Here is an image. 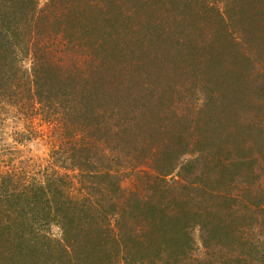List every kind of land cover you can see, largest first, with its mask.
<instances>
[{"label": "trees", "instance_id": "16d2710c", "mask_svg": "<svg viewBox=\"0 0 264 264\" xmlns=\"http://www.w3.org/2000/svg\"><path fill=\"white\" fill-rule=\"evenodd\" d=\"M104 1L108 4L105 11L98 6ZM31 2L0 0V109L12 106L23 115L28 107L39 105L55 114L60 112L57 104L61 107L68 102L69 106L61 108L63 113H69L71 125L83 126L91 136L110 138L118 145L141 137L144 144L134 148L133 156L136 160L146 158L154 174L149 175L148 182L153 190L145 200L141 191L124 189L111 171L85 169L87 159L93 157L87 154L86 158L80 150L70 159L71 166L79 172L77 181L68 174L51 171L21 189H10L7 180L0 182L6 189H0V250L6 248L5 254L9 255L17 254V248L23 257L19 264H116L119 255L121 261L127 262L133 257L135 260L136 254L147 256L150 246L163 252L166 241L170 255H176L177 260L187 256L193 241L188 231L192 220L195 224L199 218L209 223L200 213L195 194L206 195L215 188L198 174L178 173L181 182L189 176L193 178L179 191L177 186H167V175L177 167L181 156L199 153L196 163L213 172L209 175L211 184L228 188L235 176L230 167L251 164L250 158L244 156L248 144L220 145L214 142L213 133L231 125L235 131L224 132L227 137L241 134L237 127L247 114L246 104L264 85L263 80H246L245 76L242 80L244 74L234 69L241 67L245 72L250 70L245 69L248 66L254 68L259 48L264 49V0H189L192 12H184V17L191 21L201 18L206 23L213 17L216 28L224 34L206 42L199 54L189 57L183 67L189 79L185 76L183 82V73L178 69L155 76L152 69L146 70L152 61L167 68L169 57L165 59V54L170 53L175 42L170 33L175 34L173 28L180 27L183 20H169L168 13L171 8L181 13V2L167 0L145 9L148 4H141V0H54L57 13L50 19L47 15L37 16L36 11H24ZM221 2L225 5L220 6ZM21 16L26 20V31L19 24ZM234 21L243 23L244 29H230ZM55 27L65 35L63 46L50 50L49 46L42 47L41 41L32 43L37 36L50 39ZM156 31L170 32L167 37L157 33L154 40ZM243 35L246 43L232 40ZM58 49L64 53L58 54ZM15 50L18 56H13ZM28 54L34 58L33 65L23 69ZM81 55L86 57L84 65H79ZM67 61L73 66L66 67ZM207 77L223 91L206 84L209 99L204 106L189 102L184 107L190 99L185 95L188 88L184 83L193 85L194 78L206 82ZM55 81V86L47 84ZM224 99H232L241 108L223 106ZM207 106L212 110H206ZM216 110L217 116L205 117L207 111ZM247 173L250 174L245 172L243 178ZM258 199L250 207L264 212V202ZM261 218L263 222L264 215ZM222 219L218 217L216 224L224 222ZM233 225L219 230L231 242V246L221 245L236 252L240 241L232 240L237 231L244 233L246 227ZM53 226L60 227L61 236L51 233ZM144 227L143 234H135ZM161 227L165 237L153 234V229ZM146 232L150 234L143 241ZM260 246L254 241L249 251ZM261 251L264 262V247ZM246 253L241 256L252 264L257 255L248 257ZM229 257L230 264H234L232 257L236 256L230 253Z\"/></svg>", "mask_w": 264, "mask_h": 264}, {"label": "rangeland", "instance_id": "374dc122", "mask_svg": "<svg viewBox=\"0 0 264 264\" xmlns=\"http://www.w3.org/2000/svg\"><path fill=\"white\" fill-rule=\"evenodd\" d=\"M26 1L32 2L28 3L29 6H27L24 11H36L37 16L47 15V19L52 18L57 13V11H55L56 3L54 0ZM169 1L171 3L181 2V13L171 8L168 16L169 20L176 17L183 19L180 21L182 25L180 27H172L175 30V34L171 32L170 39L175 40V42L170 53L168 52L165 54V59L169 57L167 61V68L163 67L162 69V65L160 64L161 62L156 66V61H152L150 62L151 65L146 70L152 69L153 72L151 73L155 76L162 74V72L164 73L165 70L173 72L178 69L180 73H183L181 75L183 76V82L185 76L187 77V71H185L183 67L186 62H189V57L199 54L198 52L203 50L206 42L213 41L216 36L224 33H221L220 29L216 28L217 20H215V18L213 19V17L212 20L207 23L201 18L197 21H191L184 17L182 15L184 12L191 11L189 0ZM164 2L167 3V0H141V4H148L145 9L156 7ZM222 5H225V2H221L220 6ZM98 6L100 9L105 11L108 4L106 1L98 2ZM25 22V18L23 17L22 19L21 16L19 24L25 27L24 30L26 31L27 27ZM13 26L14 24H12V27ZM230 26V29L241 30L243 28V23L240 24L234 21ZM165 27H167V24ZM58 29L59 28L55 27L51 30L50 33L52 37L50 39L42 40V38L46 35L38 37L36 34L35 36L41 40L35 38L32 40V43H39L41 41L42 47L49 46L50 50L55 49L57 46H63L62 40L65 35ZM165 29L167 30V28ZM169 32L170 31H156L154 40H156L157 33L160 34V37H167ZM160 37L159 40L161 39ZM66 38L69 39L68 37ZM232 40L242 43H246L247 41L246 36L244 37V35L239 38H233ZM238 50L240 51L241 49L238 48ZM259 50L260 55L254 58V68L248 66L245 69L250 70L245 72L244 69H240L241 67L234 68L238 72H242L244 74L241 75L242 80H245V78L246 80L254 78L257 81L263 80L264 83V49H262L261 46ZM56 52L58 54L64 53L63 51L60 53V49ZM18 53V51L14 52L13 56H18ZM23 54L24 53H21L20 55ZM78 59L79 65H84L83 62H85L86 59L85 55H81ZM33 61V56L28 54V59L25 60L26 66L24 67L22 63L23 69H30L33 65ZM231 61H233V59H231ZM64 65L66 67L73 66L68 61L64 63ZM211 81L212 79L207 77L206 82L204 80H197L194 78L192 82L193 85H191V83H184V87L188 88L185 91V95L190 98L187 103L183 104L184 107L187 106L189 102H192L193 105L200 106V108L204 106L206 99H209L207 97V92L205 91L207 86L206 84H208L209 88L223 91L221 87L215 86ZM68 82L69 81H66L65 85ZM56 83L57 81H55L54 84L47 82L50 86H55L57 85ZM242 83L244 84V82ZM259 88H261L259 93L251 101L247 102L246 106H248V109L245 108L247 114H245V118L237 127L241 134H235L234 136L229 135L227 137V134L224 132L229 134L230 132L235 131V128L233 129L231 125L229 127L228 125H224L219 128V132L213 133V137L215 138L214 142L220 145H226L228 147L238 145L242 147L248 144L247 147L249 148L245 151V155H243L250 158L249 162L251 164L245 165L244 167H230L233 169L232 172H235L233 183L230 184L231 186L226 188V186L223 185L222 188L219 186L217 188L215 183L211 184V177L209 175L213 172L206 171L204 167L196 163L200 157L199 153H188L181 156L178 160L179 162L177 167L170 175H167V186L171 184L175 187L177 186L179 191H182V186L190 184L193 179L189 176L190 178H185L181 182L178 175L180 174L183 176L185 173H189L190 175L193 174L194 176L198 174V177L204 179L209 187L215 188V190H211L209 188L212 192L206 193V195L201 196L198 193L195 194L197 196L196 201L198 202V205L201 206L200 213L207 218L209 223L206 224V222L200 221L199 218V223L195 224L192 220L188 227V231L191 233L193 241L191 243V247L188 249L187 256L177 260L176 255L172 256L166 251L167 242L165 241L164 243L166 245L162 242V249H164L163 252L161 251V248L150 246L149 250L146 252L147 256L136 254L137 258L135 260H133L135 258L133 257L130 259V262H127L126 260L121 261L122 258L119 255L118 262H116V264H230V253H233V255L236 256V259L232 257L233 261H235L234 264H247V260L245 261L241 256L242 253H246V251V256L248 257L249 255H253V253L257 255V257L253 259L252 264H264L263 251H261L264 247V220L262 222L261 218L264 215V212L250 207L252 205L251 202H257L256 197L259 198L258 201L262 200L264 202V102H262L264 97V85L261 87L259 86ZM223 94L224 96L228 95L225 93ZM244 101H246V99ZM224 103L225 105L223 106H226L231 110L241 108L235 104L232 99H224ZM217 104L220 105V103ZM65 105L69 106L70 104L65 102L63 106ZM34 106L31 108L26 106L28 107V111L26 110V113L23 115H21V112H18L17 109L19 108L13 109L12 106L0 109V182L7 180V184L9 183L8 186L10 189H21L24 186H30L34 182L37 183L40 179L52 173L51 171H59L61 174H68L69 176H72L73 179L76 178L77 181L79 172L71 166L70 159L82 150V153L80 154L86 155V158L87 154L90 157L91 155L93 157L92 159H87L86 162L88 163V166L87 164H84L83 166L85 169L92 168L95 171H111L116 176L115 179L120 181L121 186L128 192L132 189L134 191L139 190L141 191V195L144 199L148 197L149 191L153 190L148 186V182L150 180L149 175H152L153 172L151 171V167L147 164L148 162H146V158L136 160L137 158L133 156V153H135L134 148L138 145L144 144V142L142 143L141 137L138 139L135 137L133 140L124 141L122 144L120 143L118 145L119 142H112L110 138H98L96 135H89V132L85 131V128L81 125H79V127L75 126L76 124L71 125V121H69L71 119L68 117L69 113H63V109L61 108L63 106L59 107V104H57V106L60 112L54 114L50 111L51 115H48L50 114L49 110H43L39 108V105H37V107ZM32 109L34 111H32ZM219 109L220 108H217V110ZM206 110H212V107L207 106ZM210 114H212V116H217L218 111L216 113L207 111L205 117ZM213 121H215V119H213ZM213 125L216 126V124ZM135 142H137V144H135ZM124 144L128 146L124 147ZM79 145L82 146L79 147ZM96 152H98V154ZM93 154H95V156H93ZM252 171H254L255 175ZM245 172H250V174L247 173L243 178ZM1 188L3 187L0 186V189ZM2 190L5 191L6 189L3 188ZM192 193L194 194L195 192ZM1 194L0 190V195ZM192 201L196 204L193 199ZM244 201H247L248 204ZM218 217L223 218L222 220L224 222L216 224ZM257 217H259L258 220ZM253 219L255 220L253 221ZM194 220L198 222L197 219ZM233 224L237 227L238 225L239 227H246L244 233L237 231L234 235L232 241L236 240V243L240 241V247L236 250V252L235 250L231 252V247L228 249L227 247L224 248L221 245L224 244L231 246V242L224 236L225 233H221L219 230H226L227 227L229 228ZM163 228L164 227L153 229L155 230L153 234L159 235L161 233L163 235V232L165 231ZM51 229V233L53 235L57 237L61 236L60 227L53 226ZM144 230L145 227L142 229L138 228L135 234H143ZM148 234L150 233L146 232V234L144 233V236L140 235L143 236V241L144 237ZM254 241L261 246L259 248L257 247V250L251 253L249 251V245ZM253 247L254 246H250V249ZM15 250L17 254L11 252L7 255L5 254L6 248H2L0 250V263L19 264V262L23 260V257L19 255L17 248H15ZM133 250L135 251V249ZM239 256H241V258L237 259Z\"/></svg>", "mask_w": 264, "mask_h": 264}]
</instances>
